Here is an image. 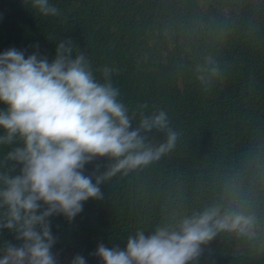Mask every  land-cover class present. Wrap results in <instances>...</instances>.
Listing matches in <instances>:
<instances>
[{
	"label": "trees",
	"instance_id": "trees-1",
	"mask_svg": "<svg viewBox=\"0 0 264 264\" xmlns=\"http://www.w3.org/2000/svg\"><path fill=\"white\" fill-rule=\"evenodd\" d=\"M50 3L59 15L42 16L30 0H0V53L15 48L51 62L69 39L99 82L104 66L115 69L112 83L130 114L141 104L146 115L165 110L178 133L159 160L102 183L103 198L84 202L71 222L50 217L58 264L76 255L102 264L94 255L100 244L123 250L137 228L147 236L158 224L229 203L254 215L255 236L221 232L197 264H264V0ZM148 135L153 145L166 140L164 132ZM8 150L0 146V159ZM109 163L97 158L85 174ZM3 241L20 243L7 230Z\"/></svg>",
	"mask_w": 264,
	"mask_h": 264
},
{
	"label": "clouds",
	"instance_id": "clouds-1",
	"mask_svg": "<svg viewBox=\"0 0 264 264\" xmlns=\"http://www.w3.org/2000/svg\"><path fill=\"white\" fill-rule=\"evenodd\" d=\"M30 3L42 16L59 15L50 0ZM114 71L104 66V82H99L87 54L74 52L69 39L57 44L51 62L35 52L25 58L15 48L0 53V104L5 106L0 146L10 149L0 159V233L7 230L20 242L3 241L0 264H58L50 217L71 222L84 202L103 198L102 183L147 166L176 146L178 133L169 127L165 110L146 115L142 109L148 105L141 104L130 114L113 86ZM153 130L164 132L166 140L149 143ZM97 158L110 163L103 172L97 166L86 175L85 166ZM255 226L254 215L231 203L213 204L176 223L158 224L147 236L137 228L125 249L100 244L94 255L102 264H197L202 246L219 233L252 238ZM70 264H86V259L76 255Z\"/></svg>",
	"mask_w": 264,
	"mask_h": 264
}]
</instances>
